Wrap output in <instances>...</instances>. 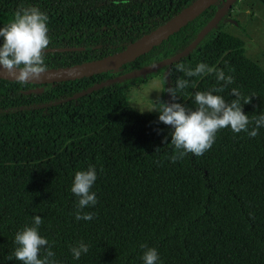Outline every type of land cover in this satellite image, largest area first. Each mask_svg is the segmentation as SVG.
I'll return each instance as SVG.
<instances>
[{"label": "trees", "instance_id": "1", "mask_svg": "<svg viewBox=\"0 0 264 264\" xmlns=\"http://www.w3.org/2000/svg\"><path fill=\"white\" fill-rule=\"evenodd\" d=\"M194 0H0V27L21 7H37L48 17L46 68L102 58L166 22ZM228 0H217L160 44L116 69L44 86L0 78V264H23L14 257L15 236L34 226L57 264H144L155 248L156 264H264V126L255 137L216 133L202 156L186 153L176 163L172 126L159 111L143 113L126 90L144 77L163 72L159 101L198 109L195 93L222 87L216 72L187 77L178 64L205 63L234 77L222 92L253 118L264 115V68L246 54L245 42L223 29L232 7L187 54L158 70L115 79L185 50ZM264 4V0H260ZM3 38L0 37V44ZM178 79L188 86L174 101L168 88ZM251 97L250 103L245 101ZM167 137V140H165ZM94 167L91 191L97 203L83 209L90 221L75 219L78 197L71 192L75 173ZM80 242L88 253L74 259ZM145 245V247H141ZM9 256L13 258L8 259Z\"/></svg>", "mask_w": 264, "mask_h": 264}, {"label": "clouds", "instance_id": "2", "mask_svg": "<svg viewBox=\"0 0 264 264\" xmlns=\"http://www.w3.org/2000/svg\"><path fill=\"white\" fill-rule=\"evenodd\" d=\"M123 2L127 3L128 0H123ZM48 31L47 15L34 6L21 7L7 26L0 27V37L3 38V43L0 44V66L11 74L17 83L26 85L31 80L41 78L46 71L44 50L50 43ZM176 68L187 77L216 72L217 80L223 81L224 84L209 92L195 93V103L199 106L197 110L189 112L182 103L178 102L170 104L161 102L158 108L149 109V111L158 110L159 121L174 129L171 133V144L176 150L182 151H178L171 157L173 163L182 159L186 153L202 156L211 149L216 133L229 126L234 133L244 131L250 137L257 136L258 129L264 126V115L253 118L255 127L249 131L252 121L239 103L241 94L238 89H232V94L236 99H233L231 103H227L222 96L213 94V92H222L227 85L232 84L233 76H226L223 70L216 71L205 63H199L195 69L186 68L184 64H178ZM188 83L187 79H178L176 88H168L166 91L171 93L175 101L177 92L185 89ZM250 102L251 97L245 101V103ZM96 180L97 173L94 167L75 173L71 192L78 197L75 213L77 221H90L94 218V213L84 212L83 209L97 203V196L91 191ZM41 224V216L36 215L34 226H26L15 236V243L18 247L15 249L14 257L23 264H57L54 259H51L55 253L50 247L43 259L39 256L41 249L48 245V240L38 232ZM88 251L89 246L83 242H80L78 247L71 248L73 257L77 260L80 259L82 253L86 254ZM12 258V256L8 257L9 260ZM158 259V252L155 248H149L143 255L144 264H156Z\"/></svg>", "mask_w": 264, "mask_h": 264}, {"label": "water", "instance_id": "3", "mask_svg": "<svg viewBox=\"0 0 264 264\" xmlns=\"http://www.w3.org/2000/svg\"><path fill=\"white\" fill-rule=\"evenodd\" d=\"M217 0H194L188 6L183 8L173 17L168 19L163 24L159 25L152 31L144 34L137 40L128 44L124 49L104 56L99 59L86 61L70 66H62L55 68H46V71L42 74L41 78L31 80L29 82L36 84H45L38 88L32 89L31 91L41 92L45 89L51 87V84L58 81L73 80L77 78H82L84 76H90L95 73H100L108 71L111 69H116L122 64L134 60L138 56L148 52L154 46L160 44L163 40L167 39L171 34L177 32L182 26L187 24L189 21L193 20L197 15L204 11L211 4L215 3ZM235 0H228L223 8L218 12V14L203 28L199 35L195 38L189 46L182 52L157 62L155 64L143 67L141 69L125 73L115 79H121L125 77H131L139 74H146L158 70L164 65L170 64L172 61L178 59L180 56L187 54L192 48H194L198 42L203 38V36L221 19L222 15L226 13L229 7ZM84 47H48L44 51H64V50H78ZM18 71V70H17ZM0 78H5L9 80H15V78L9 74L5 69L0 66Z\"/></svg>", "mask_w": 264, "mask_h": 264}, {"label": "rangeland", "instance_id": "4", "mask_svg": "<svg viewBox=\"0 0 264 264\" xmlns=\"http://www.w3.org/2000/svg\"><path fill=\"white\" fill-rule=\"evenodd\" d=\"M230 15L222 27L227 32L242 38L246 54L264 68V4L260 0H235ZM161 71L140 79L126 90L128 103L143 113L158 112L164 93Z\"/></svg>", "mask_w": 264, "mask_h": 264}]
</instances>
